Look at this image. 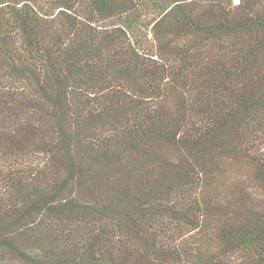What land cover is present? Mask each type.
<instances>
[{"label": "trees", "instance_id": "trees-1", "mask_svg": "<svg viewBox=\"0 0 264 264\" xmlns=\"http://www.w3.org/2000/svg\"><path fill=\"white\" fill-rule=\"evenodd\" d=\"M0 264H264V0H0Z\"/></svg>", "mask_w": 264, "mask_h": 264}, {"label": "water", "instance_id": "water-1", "mask_svg": "<svg viewBox=\"0 0 264 264\" xmlns=\"http://www.w3.org/2000/svg\"><path fill=\"white\" fill-rule=\"evenodd\" d=\"M236 1L240 2V0H236Z\"/></svg>", "mask_w": 264, "mask_h": 264}]
</instances>
